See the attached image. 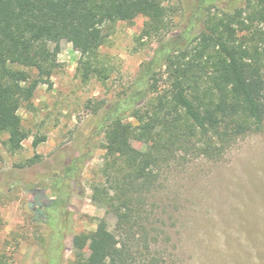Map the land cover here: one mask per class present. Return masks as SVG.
Masks as SVG:
<instances>
[{
    "label": "trees",
    "instance_id": "trees-1",
    "mask_svg": "<svg viewBox=\"0 0 264 264\" xmlns=\"http://www.w3.org/2000/svg\"><path fill=\"white\" fill-rule=\"evenodd\" d=\"M171 12L165 0H0V143L7 135L12 152L29 137L19 111L50 84L62 42L80 53L83 82L108 79L101 49L116 23L144 17L140 38L159 42L132 86L94 110L105 181L92 186L91 199L114 215V231L102 219L94 231L72 234L63 211L69 197L60 192L35 209L36 222L50 231L44 264H165L153 252L156 230L147 211L158 169L179 153L218 160L239 139L264 132V0H198L174 34ZM15 67L35 77L23 81ZM88 157L69 160L54 179L78 182Z\"/></svg>",
    "mask_w": 264,
    "mask_h": 264
},
{
    "label": "rangeland",
    "instance_id": "rangeland-1",
    "mask_svg": "<svg viewBox=\"0 0 264 264\" xmlns=\"http://www.w3.org/2000/svg\"><path fill=\"white\" fill-rule=\"evenodd\" d=\"M197 2L165 0L172 10L170 34L180 31ZM145 22L138 17L132 25L118 22L108 30L101 49L106 80L83 82L80 53L62 42L50 84L40 85L32 103L19 111L28 139L12 152L5 145L8 136L2 137L0 264H44L50 231L36 222L35 209L46 200L53 202L60 192L69 197L63 211L72 220V234L94 231L102 219L114 231V215L91 199L92 186L105 181L100 172L103 138L93 137L98 121L94 110L121 97L158 47L156 38H140ZM15 69L23 81L35 77L34 71ZM161 75L158 84L163 86ZM83 155L89 157L78 182L58 184L54 177L69 160ZM157 172L147 211L156 230L153 252L165 264H264V132L239 139L218 160L179 153ZM92 249L89 243V259ZM72 253L69 236L64 242L66 262Z\"/></svg>",
    "mask_w": 264,
    "mask_h": 264
}]
</instances>
